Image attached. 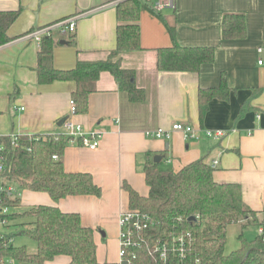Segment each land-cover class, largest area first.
<instances>
[{"label":"crops","instance_id":"crops-1","mask_svg":"<svg viewBox=\"0 0 264 264\" xmlns=\"http://www.w3.org/2000/svg\"><path fill=\"white\" fill-rule=\"evenodd\" d=\"M121 1L0 0V16L17 14L6 31L11 40L0 46V137L64 133L59 123L68 118L86 133L100 135L96 150L71 143L61 159L66 172L90 174L101 189L99 197H67L55 203L47 193L23 191L21 202L79 214L82 225L94 230L101 264H115L116 248L120 249L121 214L129 210L124 185L148 196L144 168L156 156L163 159L154 164L173 172L205 158L215 168L214 180L240 185L244 204L264 218V67L258 64L264 60V0H175V8L160 13L154 11L157 0H140L141 49L119 58L121 68L134 73V83L145 98L133 101L104 71L88 96L87 110L72 114L77 84H40L42 44L24 36L74 19V33L52 32L54 68L66 71L79 62L108 60L117 47ZM230 14L245 17L243 39L223 38V19ZM176 46L213 48L214 59L196 72L161 71L159 52ZM175 123L202 130L201 138L186 139L181 133L169 140L146 136L147 131L169 129ZM205 130H221L226 136L208 138ZM231 227L241 232L240 225ZM251 227L256 232L251 239L245 235L247 240L258 234V228ZM70 262L68 256H58L52 264Z\"/></svg>","mask_w":264,"mask_h":264},{"label":"trees","instance_id":"trees-1","mask_svg":"<svg viewBox=\"0 0 264 264\" xmlns=\"http://www.w3.org/2000/svg\"><path fill=\"white\" fill-rule=\"evenodd\" d=\"M140 11V0H122L118 4L117 47L105 61L79 62L74 69L57 70L53 66L56 44L46 38L38 57V82H75L76 113H83L100 74L107 71L133 101L141 102L144 92L136 87L134 73L121 68L119 58L141 49ZM16 18V13L0 16V46L11 40L6 31ZM246 31L243 15L224 17V39H243ZM214 55L213 48L176 46L159 52L158 67L161 71L196 72L201 65L212 62ZM72 140L61 132L22 135L16 144L10 136L1 138L5 169L0 177L4 188L0 193V223H5L0 225V264H52L58 256H68L70 264H101L96 257L94 230L82 225L79 214L64 213L57 206L22 208L20 193L24 190L47 193L55 203L67 197L101 195L90 174L66 172L61 159L65 149L78 142ZM54 156L59 159L54 160ZM214 171L205 158L179 172L164 170L148 161L144 173L149 195L140 196L124 185L129 193V211L139 214L147 228L132 229V245L120 264H264V233H258L253 240L245 237L251 226L264 228V218L244 204L240 185L217 183ZM9 187L14 193L7 190ZM3 208L8 209L6 214L1 213ZM24 219L27 222L19 221ZM27 225L29 228H24ZM234 225L241 227L239 247L227 253L229 229ZM17 236L34 240L37 252L30 254L26 246L14 245Z\"/></svg>","mask_w":264,"mask_h":264},{"label":"built area","instance_id":"built-area-1","mask_svg":"<svg viewBox=\"0 0 264 264\" xmlns=\"http://www.w3.org/2000/svg\"><path fill=\"white\" fill-rule=\"evenodd\" d=\"M175 8V0H157L156 4L154 5V11L157 13L162 12L165 9H173ZM55 29H61L63 32H70L74 33L76 31V22L74 19H65L62 21H59L55 24H51L45 27L37 28L29 33H27L24 37L28 40H33L34 42L38 44H42V42L46 38H50L52 36V32ZM259 52H262V49L259 50ZM259 66L264 67V60L260 59L258 61ZM71 112L72 114H76V104L72 100L71 103ZM64 134L68 137L73 138L72 141H78L81 143L82 146L89 148L91 150H96L99 146V138L100 135L96 132L86 133L82 126L77 125L73 122L72 118H68L65 120L64 123ZM175 133H181L184 138L186 139H193V140H199L202 136V130H198L190 125H185L182 123H175L173 124L169 129L165 128H159L157 130H150L146 132V136L148 138H154V139H164L169 140ZM203 134L208 138H215L219 139L224 136H226V133L221 130H205ZM22 136V134H12L10 136L11 140L13 141V144H16L19 137ZM4 145L1 142L0 137V177L5 169V161L3 157ZM54 160H58V156L53 157ZM10 192L14 193V190L12 187H9L7 189ZM4 191L3 186L0 185V193ZM8 212V209L3 208L1 209V213L6 214ZM5 223L1 222L0 225L3 226ZM144 228H147V225H143L140 220V215L137 213H134L132 211H127L121 214L120 219V257L121 259L124 258L127 254V250L132 245V229H135L137 231H140ZM259 234L264 233V228L258 229ZM184 250L181 248V252ZM162 259H166V253L163 251ZM14 261H10L7 264H12Z\"/></svg>","mask_w":264,"mask_h":264},{"label":"rangeland","instance_id":"rangeland-1","mask_svg":"<svg viewBox=\"0 0 264 264\" xmlns=\"http://www.w3.org/2000/svg\"><path fill=\"white\" fill-rule=\"evenodd\" d=\"M24 191H28V190H24ZM23 192V191H22ZM25 203H27L25 200H24ZM22 203V208L26 209L27 207H29L28 205H26L25 203ZM20 222H27V220H19ZM20 227L22 228V226H19V229ZM24 228L28 229L29 226H25ZM8 231V230H7ZM12 231V230H11ZM240 232L238 227H235V228H232L231 227V231L229 233V238H228V243H227V248H226V252L227 253H230L236 249H238L239 247V240H238V237L239 235L241 234L238 233ZM255 232H256V229L255 228H249L245 231V235L247 238L251 239L254 237L255 235ZM9 233L10 230H9ZM102 234V233H101ZM119 238H120V235H119ZM14 245L16 246H26L27 247V250L30 254H34L37 252V245L35 243L34 240H32L30 237L28 236H17L15 238V241H14ZM105 247L108 249V248H112L111 245H105ZM120 249H119V246L118 248H116V262L115 264H118L120 263ZM29 264V263H27Z\"/></svg>","mask_w":264,"mask_h":264},{"label":"water","instance_id":"water-1","mask_svg":"<svg viewBox=\"0 0 264 264\" xmlns=\"http://www.w3.org/2000/svg\"><path fill=\"white\" fill-rule=\"evenodd\" d=\"M64 123H65V120H62V121L59 123V126H63ZM162 159H163L162 156H156V157L154 158V163H160V161H161Z\"/></svg>","mask_w":264,"mask_h":264}]
</instances>
